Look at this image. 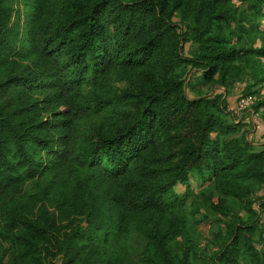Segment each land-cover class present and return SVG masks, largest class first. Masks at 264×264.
I'll return each mask as SVG.
<instances>
[{"label": "trees", "instance_id": "obj_1", "mask_svg": "<svg viewBox=\"0 0 264 264\" xmlns=\"http://www.w3.org/2000/svg\"><path fill=\"white\" fill-rule=\"evenodd\" d=\"M262 20L264 0H0V264H195L190 179L212 263L264 264V149L225 99L264 87Z\"/></svg>", "mask_w": 264, "mask_h": 264}, {"label": "rangeland", "instance_id": "obj_2", "mask_svg": "<svg viewBox=\"0 0 264 264\" xmlns=\"http://www.w3.org/2000/svg\"><path fill=\"white\" fill-rule=\"evenodd\" d=\"M261 28H264V20L261 21ZM255 44L259 45V41H256ZM250 82L251 80L247 73L228 88L225 93V99L228 105L227 109L237 121L241 119L245 122L243 129H251L250 133L247 135L248 139L259 144V146L264 149V109L261 108L258 112H254L253 110V104L261 98L264 93V87L257 90L253 95H247L251 96V104L247 109L239 107V100L244 94L243 89ZM218 91H222V89ZM189 185V191H191L192 196L188 199L185 206L190 215L191 234L193 239L198 241V251L200 252L195 264H213L210 256L217 251L218 244L221 240L222 224L217 222L215 216L209 211H206L201 205V200L197 197L199 190L198 183L190 179ZM255 189L256 192L255 194H252V196H264V184L255 186ZM175 190L179 193L186 192L185 185L183 184L176 185ZM254 206L257 208L258 202H255ZM238 214L243 218H246L247 216L245 210H239ZM261 216L264 218V213ZM175 248L178 252L183 250L181 244L177 245Z\"/></svg>", "mask_w": 264, "mask_h": 264}, {"label": "built area", "instance_id": "obj_3", "mask_svg": "<svg viewBox=\"0 0 264 264\" xmlns=\"http://www.w3.org/2000/svg\"><path fill=\"white\" fill-rule=\"evenodd\" d=\"M250 100H251V96H242L239 100V107L240 108H248L249 105L251 104L250 103Z\"/></svg>", "mask_w": 264, "mask_h": 264}]
</instances>
